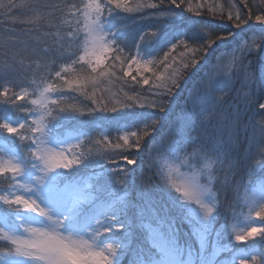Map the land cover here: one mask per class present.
Segmentation results:
<instances>
[{"label": "snow or ice", "instance_id": "snow-or-ice-1", "mask_svg": "<svg viewBox=\"0 0 264 264\" xmlns=\"http://www.w3.org/2000/svg\"><path fill=\"white\" fill-rule=\"evenodd\" d=\"M182 3L183 0H156L137 5L135 10H161L154 14L159 22L157 30L151 33V40L140 37L146 53L150 55L151 47L162 38L170 40V29L175 30L186 23L177 20L171 7L180 8ZM11 6L15 7L14 4ZM245 7L247 13L241 14L237 9L235 16L231 13L227 16L229 21H235L234 28L240 31L229 27L228 35H219L207 25L196 26L193 32L196 38H190L191 44L180 40L185 48H191L194 55L173 68L167 78L153 72L156 81L152 87L157 91L152 95H157L159 102L150 101L149 106L157 110L155 118L149 114L137 119V114H132L128 121L132 128L144 124L146 130L142 136H151L152 139L145 143L137 131L129 134L136 137L135 140L130 141L129 135L120 137L123 144L117 143L115 147L123 151L103 157L107 163L117 164L116 168L100 165L103 171L85 175V170L92 168L98 160L83 155L79 158L66 155L63 146L73 139L79 141L80 137H71L64 131L63 121L74 119L75 110L65 115L68 110L61 106L65 99L63 85L53 87L49 84L34 89L31 95L35 98L31 105L35 110L16 103L25 100L29 95L27 91L12 97H8L7 91L0 93L5 97L0 101L3 106L0 111L24 114L5 118L0 123V135L8 134L3 137L7 144L0 145V241L7 248L0 255V264H124L123 258L131 251L136 254L131 264H249V261L264 264V176L258 179L251 164L246 173L247 182L243 179L231 182L234 199L228 209L236 219L235 210L241 207L242 201L248 209L244 219L251 221L254 218L261 223L239 232L233 226L234 242L227 232V224L217 227L223 206L219 193L229 186L221 176L236 175L239 162L232 159L231 152L239 143L243 113L253 106L262 110V115L258 126L253 129L252 139L258 131L264 144V95L258 97L256 93V81L264 80V60L260 61L261 75L256 76L251 70L252 61L248 59L257 48L264 51V0H257L255 12L248 0H245ZM88 8L86 16L90 23L84 37L87 47L85 55L79 56V61L87 66V74L73 80L65 79L68 91L73 85L82 90L88 84L95 86L102 76L115 75L114 64L101 66L105 65L110 51L117 53L111 59L118 60L128 47L122 29L115 27L112 20L117 15L116 9L134 11L128 7V0H105L104 3L92 0ZM188 11H192L190 6ZM253 20L259 25L258 29ZM253 32L258 33V39L254 36L249 44L244 36ZM179 36L183 33L177 32L171 39ZM233 40L237 41L232 49L233 57L239 54V73L244 76L248 89L243 96L238 94L239 103L231 109L225 105V96L231 91L232 80L237 74L213 75L219 71L221 53L216 58L217 66L198 82L194 94L186 100L191 105L190 110L179 119H171V103L192 75V69L201 60L207 63V57ZM168 46L175 50L174 44L166 43L160 51ZM135 47L138 49L136 55H139L140 45ZM76 55L73 52L68 59L78 63L74 59ZM129 55L132 56L131 49ZM150 64V60L140 64L132 58L124 75H131L132 65L151 71ZM165 71H168L167 67ZM56 76L60 77V72L57 71ZM143 84L148 85L149 80L144 78ZM217 92L223 95L218 96ZM124 107L133 105L125 104ZM218 109H224L226 113L218 131L208 134L206 139L199 135L194 137L197 120H200L201 127H206L204 121ZM17 140L21 143L17 144ZM25 141L27 143H23ZM154 153H165L172 160L166 171H158ZM119 160L125 162V167L119 166ZM213 160L218 168L214 169L210 162ZM126 165L134 167L129 169ZM143 165H147L151 175L156 177L155 185L146 182ZM255 165L264 173V151L255 158ZM133 187L138 190L135 195L131 194ZM153 187L163 194V201L154 197ZM178 223L189 226L187 235L198 243V247L187 239L181 241ZM222 240L228 242L221 246ZM221 252L230 254L231 258L219 259Z\"/></svg>", "mask_w": 264, "mask_h": 264}, {"label": "trees", "instance_id": "trees-1", "mask_svg": "<svg viewBox=\"0 0 264 264\" xmlns=\"http://www.w3.org/2000/svg\"><path fill=\"white\" fill-rule=\"evenodd\" d=\"M91 2L92 0H0V93L7 91L8 97H12L13 94L18 95L22 91H27L29 95L25 100H17L16 103L27 105L35 110V106L31 105V100L35 98L31 95L34 89L47 87L49 84L53 87L63 85L65 87V99L61 106L68 110L65 115L75 110L74 119L63 121L64 131L66 135H70L71 137H80L79 141L73 139L63 146L67 151L66 154L68 153L69 158H79L83 155L86 158L98 160V163L92 168L85 170V175H95L103 171L100 165H104L105 168L117 167V164L107 163L103 157L115 155L123 151V149L115 147L117 143L123 144V140L120 139L123 135H129L131 131H137L141 134L140 138L147 143L149 137L145 138L142 136L146 128L142 124L139 128H132L128 126V121L132 117V114L147 116L153 110L157 111L155 108L149 106L150 101L159 102V97L152 95L153 92L157 91L152 87L153 82L156 81V76L163 74L167 78L173 68L181 64L183 60L194 55L191 48H185L180 43V40L183 39L185 43L191 44L190 38H196L193 37V32L196 26L199 27L201 24L194 21V18L199 17L202 19L203 17H207L218 25L219 35H227L229 27L235 21H229L227 19L229 14L225 12L221 13L218 5L226 3L235 13L237 9L240 10L241 14L248 12V8L245 7V0H183L180 8H175L174 5L171 7L175 11L177 20L185 21L186 23L175 30L170 29L171 36H175L177 32H182L183 36H179L175 40H172L171 36L170 40L162 38L161 41H158L151 47V54L149 55L143 50L144 46L141 44L140 37L143 36L145 41L151 40V33L157 30L159 22L154 14L159 13L161 10L159 8H141L140 10H135L137 5L154 3L156 0H128V7L133 8L134 11L125 12L123 9H116L117 15L112 18L114 26L122 29V35L128 47L124 48L118 60L111 59L117 53L110 51L105 65L101 66L105 67L114 64L115 75L102 76L95 86L88 84L82 90L73 85L72 90L68 91L67 85H64L65 79L73 80L77 76L83 77L87 74L85 71L87 66L84 65L83 61H79V56L85 55L87 47L84 37L86 36L87 24L90 23V20L86 16V13L89 12L88 5ZM101 2L104 3L105 0H101ZM256 2L257 0H248V3L253 5V12H255ZM13 4L15 7L11 6ZM189 6L192 8L191 12L188 11ZM111 7L115 8V5ZM197 12L200 14L197 15ZM22 14L24 15L23 17H21ZM149 14L152 15L149 16ZM252 23L256 29L259 28V25L255 24L254 20ZM165 31L167 32V30ZM251 35L258 36V33H247L244 38H249ZM77 41L79 42L77 43ZM166 43L174 44L175 50H172V47L168 46L161 52L160 48ZM236 43L237 41L233 40L226 47L222 46V51L233 49ZM136 45H140L139 55H136L138 50L135 47ZM129 49L132 51V56L129 55ZM33 52H38L40 57L36 58L37 56H33V54L29 56V53ZM73 52L77 53L74 59L79 61L78 63H74L72 59H68V55ZM165 56L168 59L166 62H162L161 59ZM238 56L239 54H237ZM248 57L251 58L252 55ZM132 58L137 59L140 64H144L148 60L152 61V64L149 65L151 71H143L138 68V65H132L131 75H124L129 70L128 66L131 64ZM211 58H214V54L206 59ZM19 60L22 63H19ZM173 60H175V63H171ZM261 60H264V56L260 58ZM204 63L205 61L201 60L192 69V75L185 82L183 88L190 79L196 78V76L204 71ZM121 65H123V68H121ZM166 67L168 71H165ZM57 71L60 72V77L56 76ZM153 72L156 73V76L153 75ZM144 78L149 80L148 85L143 84ZM182 91L174 97L171 103L170 114L175 112L178 105V95ZM3 99L5 97L0 96V101ZM125 104H131L133 107L125 108ZM142 104L144 107H141ZM2 107L0 105V109ZM49 107L55 108L54 105H49ZM113 108H116L117 111H111ZM93 109L95 111L89 114L88 110ZM100 109L103 110L101 111ZM17 115L24 114L12 111L6 113L0 111V123L5 118H15ZM100 120H103L105 124H102ZM107 121L110 123L113 121V123L109 125L110 123ZM240 134L239 141L243 138V135ZM7 135V133L0 135V145L7 144V141L3 138ZM252 135L253 133L248 134V138L252 139ZM129 139L132 141L136 137L129 135ZM16 143L20 144L21 142L17 140ZM23 143H27V141ZM21 147H23V144H21ZM131 151L135 152V149ZM140 151L142 152L143 148ZM231 157L233 160L239 162V167L236 175L225 174L221 176V179L228 181L229 186L222 188L219 193L221 197L220 204L223 206L220 208L221 215L217 222L218 228L227 224V232L230 234L232 233L230 223L233 221L234 226L244 227L242 223L245 222L244 217L248 214L247 206H244L242 201L241 207L235 210L236 219H233L229 214L228 205L234 199V192L231 190L230 184L233 180L239 182L241 179H245V182H247V178H242L238 175L246 173L250 164L256 166L253 164L255 156L250 153L245 142L236 145L235 149L231 152ZM212 162L215 164V168L219 167L215 160ZM118 163L120 167H125L123 160H119ZM126 167L131 169L134 166L126 165ZM142 168H144L146 182L155 185L156 177L151 175V170L148 166L143 165ZM256 176L259 179L261 176H264V173L260 171V174ZM137 191L133 187L131 194L135 195ZM161 194L158 189L153 187L154 197L157 200L163 201L164 197ZM240 196H243L242 191ZM223 215L226 218L225 223L220 219ZM251 221L261 223L254 218ZM253 222H250V225ZM184 226L188 225L178 223V227L181 229L182 242L186 240L183 231ZM258 241L259 238H257L256 242L257 247L259 246ZM192 242L195 247H198L196 241ZM227 242V240H222L221 246ZM232 242H234L233 238ZM3 243V241H0V252L4 253L7 251V248L3 247ZM239 247H244V245H240ZM209 250L211 251L212 249L210 248ZM133 258H136V255L134 251H131L123 258L124 264H131V259ZM218 258L227 260L231 256L228 253L221 252ZM249 264H254V262L249 261Z\"/></svg>", "mask_w": 264, "mask_h": 264}, {"label": "bare ground", "instance_id": "bare-ground-1", "mask_svg": "<svg viewBox=\"0 0 264 264\" xmlns=\"http://www.w3.org/2000/svg\"><path fill=\"white\" fill-rule=\"evenodd\" d=\"M218 9L221 13H226V14H235V12L231 9V7L228 4H220L218 5ZM19 12V11H18ZM194 21L199 22L201 25H207V27L209 28H214L215 31L217 33H219L218 30V25L216 23H214V21L209 20L207 17H203L202 19H200L199 17H195ZM232 30L238 31V29L234 28V24L230 26ZM229 32V31H228ZM229 33H227L228 35ZM255 36V35H254ZM253 35L249 36V38H244L248 41L249 44L252 43V38L254 37ZM258 39V36H255ZM26 41V40H24ZM215 48V45L213 46ZM222 53V59L219 62L218 67H220L223 64L228 65V63L230 62V60L233 57V53L231 54H225L224 52L221 50H218L215 54H214V58L211 59H207V63H204V71L196 76V78H192L190 79L186 86L182 89L183 91L181 92L180 95H178V105L176 106V110L174 113L170 114L171 119L175 120V119H179L183 116V114L185 113V109L187 106L190 105V103H186V100H190L191 97V92L195 89V86L198 84V82L201 81L202 78H206L208 73L212 70L213 66H217V56H221ZM264 56V51H261L259 48H257L256 52L254 54H252V66L254 70H261L262 66L260 64V58ZM162 62H166L167 60H165L164 58L161 59ZM224 60V61H223ZM234 59L231 60L230 62V66L233 67L234 65ZM241 84L238 82H235L232 84L231 87V91L228 92V95L225 96V105L226 108H233L234 106H236L239 101L237 100V96L238 94L240 96H243L244 93L240 92L241 90ZM256 89V93H257ZM247 92V91H245ZM182 93H184L182 95ZM264 95V89L261 88V91L259 93H257V96L260 97ZM145 103V102H144ZM88 112H92L91 110H88ZM259 111H257V107L253 106L250 110L244 112L243 114V129L240 131V135H243V138H241V140L239 141V144L245 142V144L247 145V148H249L250 153L254 156H258L259 154L264 151V144L261 143L260 140V135L256 136L255 139H250L248 138V134L253 133V129L255 127L258 126V122L261 119V115L262 113H260V117L258 116ZM152 115L153 119L155 118V114L156 111H152L151 113H149ZM148 114V115H149ZM226 115L225 110L224 109H218L217 112L214 113L213 116V121L210 122L209 124H206V127H201L200 124L195 125V131L193 132V136L196 137L197 135H199V137L201 139H206L208 134H212L218 131V128L220 127V121L222 120V116ZM200 122V120H198ZM149 123H151V121H149ZM146 128V127H145ZM166 131V129H165ZM246 133L247 136H246ZM152 139L151 136H149L148 141H150ZM147 141V142H148ZM162 156V153H159ZM163 155H165V153H163ZM255 167V175L260 174V169L258 166H254ZM247 173V172H246ZM246 173L244 174H237L239 177L242 178H247ZM222 222L225 223L226 218L221 217L220 218Z\"/></svg>", "mask_w": 264, "mask_h": 264}, {"label": "rangeland", "instance_id": "rangeland-1", "mask_svg": "<svg viewBox=\"0 0 264 264\" xmlns=\"http://www.w3.org/2000/svg\"><path fill=\"white\" fill-rule=\"evenodd\" d=\"M24 15L22 14L21 15V17H23ZM232 51V50H231ZM231 54V53H233V52H230L229 50H226L225 52H224V55L225 54ZM33 54V56H37L36 58H38V57H40V54L38 53V52H33V53H29V56L30 55H32ZM11 55L12 56H14L12 53H11ZM87 58V57H86ZM234 57H232V59H233ZM231 59V60H232ZM248 59L249 60H251L252 61V58H249L248 57ZM231 60H230V62H231ZM224 61V60H223ZM230 62L228 63V65H226V64H223V65H221L220 67H218L219 68V71L218 72H215V73H213V75L214 76H219V75H228V76H230V75H232L233 74V72H235V73H237V71H238V67H239V56L238 57H236L235 59H234V65H233V67H231L230 66ZM19 63H22L20 60H19ZM253 65V64H252ZM251 67H253V66H251ZM254 73V72H253ZM256 76H260L261 75V70H258V74H256V73H254ZM242 79H243V77L241 78V81H242ZM240 81V82H241ZM245 79L243 80V82H242V86H241V90L242 91H240V92H242V93H245V91H248V89L245 87ZM258 85V86H257ZM197 87V85L195 86V88ZM261 88L263 89L264 88V80H257L256 81V89H258L257 90V93H259L260 91H261ZM195 90V89H194ZM194 90L191 92V95H193L194 94ZM217 95L218 96H220V95H223V93L222 92H217ZM190 108H191V105H189V106H187L186 107V109H185V113L183 114V116L190 110ZM257 111H259L258 112V116L260 117V113H262V110H260V109H258V107H257ZM139 116L140 115H137V119L139 118ZM131 119V118H130ZM201 119H204L203 117H201ZM208 121V119L207 120H205L204 122H207ZM101 122V121H100ZM197 124H200V122L197 120V122H196ZM129 126V125H128ZM142 126H144L145 127V125L144 124H142ZM259 135V132L257 131V133H256V136H258ZM143 151H144V149H143ZM142 151V152H143ZM67 155V154H66ZM154 155V158H155V161H156V164L158 165V168H159V171H166L167 170V166L168 165H170L172 162H170V161H165V163H163L162 162V159L164 160V157H169L167 154H165V155H163V153H162V156L159 154V153H154L153 154ZM257 158H259L258 156H256ZM144 169V168H143ZM161 196L162 197H164L163 196V194H161ZM258 210V209H257ZM250 222H253V221H246L245 220V222L244 223H242V225L244 226V227H242L241 226V228L240 227H237V226H234V222L232 221L231 223H230V227H231V229H233V226L235 227V229H236V231L237 232H239L241 229H243V228H246V227H249V225H250ZM254 223V222H253ZM251 225H252V223H251ZM250 225V226H251ZM183 231H184V236H185V238L187 239V240H189V242L190 243H192L193 244V242L192 241H195V240H193V239H190V237L187 235L188 234V232H189V226H184V229H183ZM231 235H232V238L234 239V235H235V233H231ZM192 240V241H191ZM3 254V252H0V255H2ZM134 254H135V251H134ZM136 255V254H135ZM220 255V254H219ZM134 259H136V258H133V259H131V261L132 260H134Z\"/></svg>", "mask_w": 264, "mask_h": 264}]
</instances>
